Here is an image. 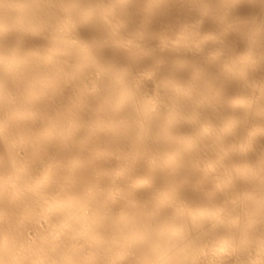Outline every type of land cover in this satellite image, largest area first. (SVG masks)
<instances>
[{
    "label": "bare ground",
    "instance_id": "obj_1",
    "mask_svg": "<svg viewBox=\"0 0 264 264\" xmlns=\"http://www.w3.org/2000/svg\"><path fill=\"white\" fill-rule=\"evenodd\" d=\"M261 34L264 0H0V264H264Z\"/></svg>",
    "mask_w": 264,
    "mask_h": 264
},
{
    "label": "rangeland",
    "instance_id": "obj_2",
    "mask_svg": "<svg viewBox=\"0 0 264 264\" xmlns=\"http://www.w3.org/2000/svg\"><path fill=\"white\" fill-rule=\"evenodd\" d=\"M163 1H164V0H162V2H163ZM247 36H249V35H246V37H240V38L238 37L237 41H231V45L234 46L235 43H239V40H241V42L246 41ZM258 39H259L260 41L263 40V39H264V34L259 35ZM241 42H240V43H241Z\"/></svg>",
    "mask_w": 264,
    "mask_h": 264
}]
</instances>
